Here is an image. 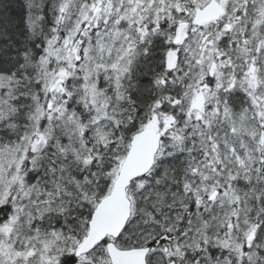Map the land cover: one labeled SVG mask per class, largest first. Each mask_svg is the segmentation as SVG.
Masks as SVG:
<instances>
[{"label": "snow or ice", "instance_id": "snow-or-ice-1", "mask_svg": "<svg viewBox=\"0 0 264 264\" xmlns=\"http://www.w3.org/2000/svg\"><path fill=\"white\" fill-rule=\"evenodd\" d=\"M0 264H264V0H0Z\"/></svg>", "mask_w": 264, "mask_h": 264}]
</instances>
